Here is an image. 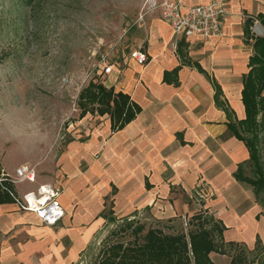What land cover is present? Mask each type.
<instances>
[{
    "label": "crops",
    "instance_id": "0c3cea01",
    "mask_svg": "<svg viewBox=\"0 0 264 264\" xmlns=\"http://www.w3.org/2000/svg\"><path fill=\"white\" fill-rule=\"evenodd\" d=\"M180 1L192 6L211 0ZM224 3L221 35L181 36L176 46L159 9L144 13L131 48L105 74L106 86L126 94L137 107L134 117L120 128L108 116L100 118L84 138L69 140L55 157L33 161L35 182L16 185V191L44 184L58 188L64 217L44 226L13 200L0 203V264H76L106 212L170 222L204 210L224 226V242L248 248L264 242L262 208L251 185L236 178L249 152L231 130L251 137L240 124L247 117L246 80L259 65L250 64V58L260 55L254 42L264 38V1ZM136 49L146 57L143 64L132 57ZM261 96L264 84L256 99ZM261 138L263 154L264 131ZM25 163L3 169L13 176ZM212 254L219 257L211 259L215 264L225 256Z\"/></svg>",
    "mask_w": 264,
    "mask_h": 264
},
{
    "label": "rangeland",
    "instance_id": "374dc122",
    "mask_svg": "<svg viewBox=\"0 0 264 264\" xmlns=\"http://www.w3.org/2000/svg\"><path fill=\"white\" fill-rule=\"evenodd\" d=\"M152 3L0 0V178L7 175L4 169L14 168L20 161L32 165L35 160L55 157L69 140L84 138L101 123L100 118L108 116L103 107L90 102L92 92L100 85L108 88L104 65L120 64ZM243 173L249 176V168ZM2 185L0 193L10 200L9 191L19 195L16 185ZM198 213L210 215L204 210L194 214ZM191 217L156 222L148 216L119 218L106 212L101 229L76 264H94L106 244L117 242L124 248L134 241L132 228L123 229L126 223L143 226V232L156 229L164 234H187L197 229ZM242 248L249 264H264V242ZM238 251L218 263L228 264ZM210 256L217 262L219 257Z\"/></svg>",
    "mask_w": 264,
    "mask_h": 264
},
{
    "label": "trees",
    "instance_id": "16d2710c",
    "mask_svg": "<svg viewBox=\"0 0 264 264\" xmlns=\"http://www.w3.org/2000/svg\"><path fill=\"white\" fill-rule=\"evenodd\" d=\"M262 23L264 25V17ZM246 35L249 37V27H246ZM254 47L260 55L252 56L250 64L258 62L259 65L252 67L246 80L244 101L247 117L240 124L242 131L251 134V137L242 138L237 129L231 127V130L245 143L249 152L248 161L238 166L236 178L251 185L255 198L264 212V198H261L264 195L261 138L264 131V96L256 99L264 84V38H257ZM92 94L90 102L104 108L103 113L111 119L113 127L124 126L137 111V107H133L126 94L114 91L111 87L100 85ZM258 114H261L259 121L256 120ZM244 167L249 168V176L244 175ZM1 187L6 188L3 185ZM9 200L7 194L0 193V203ZM191 220L195 221L194 226L197 229L190 230L187 234H164L156 229L143 232V226L133 227L131 222L126 223L123 229L132 228L134 241L126 244L124 248L117 242L104 245L94 264H215L210 258L212 253L228 255L237 249L238 253L231 255L229 264H249L240 244L224 242L222 233L225 228L219 221L210 215L204 217L200 213L194 214Z\"/></svg>",
    "mask_w": 264,
    "mask_h": 264
},
{
    "label": "built area",
    "instance_id": "2783aa9c",
    "mask_svg": "<svg viewBox=\"0 0 264 264\" xmlns=\"http://www.w3.org/2000/svg\"><path fill=\"white\" fill-rule=\"evenodd\" d=\"M159 9L160 17L170 26L173 42L176 46L181 36H199L210 38L222 33L223 20L226 15L224 0H211L205 4L185 6L180 0L153 1L149 9ZM139 64H143L146 57L142 51H132ZM113 64L107 63L103 67L104 74L112 71ZM36 180V166L22 164L15 169L13 176L2 174V182L13 185L32 184ZM15 205L23 211L35 214L44 226H55L64 217V210L59 203L60 190L44 184L35 190L26 191L15 196L9 191Z\"/></svg>",
    "mask_w": 264,
    "mask_h": 264
}]
</instances>
